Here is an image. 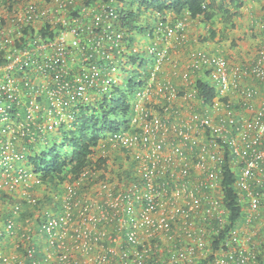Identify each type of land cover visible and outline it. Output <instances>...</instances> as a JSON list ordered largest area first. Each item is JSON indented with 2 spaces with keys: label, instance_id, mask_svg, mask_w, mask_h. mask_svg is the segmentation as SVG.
<instances>
[{
  "label": "built area",
  "instance_id": "2783aa9c",
  "mask_svg": "<svg viewBox=\"0 0 264 264\" xmlns=\"http://www.w3.org/2000/svg\"><path fill=\"white\" fill-rule=\"evenodd\" d=\"M247 4L254 9L250 52L229 59L219 49L170 52L166 43L149 73L139 74L129 128L104 142L120 150L96 155L109 157L107 168L87 167L22 221L19 200L37 202L45 185L19 144L72 122L73 106L119 84L127 68L120 60L137 48L127 45L115 28L117 11L103 0H0V264L257 263L255 245L264 240L253 225L262 217L264 227V0ZM187 25L186 18L175 22L168 39L187 41ZM43 27L56 35L44 37ZM200 80L215 89L211 101ZM228 151L246 214L227 231ZM130 161L138 173L119 177Z\"/></svg>",
  "mask_w": 264,
  "mask_h": 264
},
{
  "label": "trees",
  "instance_id": "16d2710c",
  "mask_svg": "<svg viewBox=\"0 0 264 264\" xmlns=\"http://www.w3.org/2000/svg\"><path fill=\"white\" fill-rule=\"evenodd\" d=\"M83 1L90 3L97 0ZM104 1L106 4L113 5L118 13V23L116 22L115 28L124 32L128 46L131 44L132 49L134 47L137 48L136 52L126 50L125 58L120 60V64H123L126 61L125 59H127L125 74L135 65L140 67L145 65L146 69L143 71L148 74L151 69V58L157 52H160L169 41L172 43L170 52L172 50L182 51L183 48L187 47L194 48L196 43L191 37L187 41L177 40V38L168 39L167 37L168 28L174 26L175 22L184 20L185 14H188L190 21L194 22L196 20L204 24L208 30L206 37L203 39L204 42L214 41L218 35L216 21L220 20L224 24V31L229 26L231 29L235 28L234 17L242 12L241 7L248 2V0ZM145 13L146 16H143ZM41 32L44 35H56L54 32H49L45 27L41 28ZM145 33L150 42L148 55H145L144 45L139 46L137 44L140 41L144 43V40L141 39H146L144 37ZM44 37L49 36L46 35ZM213 44L215 47L211 49L212 51L219 49L229 59H234L235 56L232 51L228 50L221 41L218 40L217 43ZM232 44L234 46L235 42L233 41ZM178 61L181 62L183 59L179 58ZM141 85L142 82L136 80L130 74L128 77L123 76L119 84L113 83L109 92L101 95L94 94L90 103H80L73 106L70 110L73 117L72 122L61 125L56 131L46 133L43 139L37 137L33 143H28L26 140L20 143L18 148L27 153L25 165L35 169L39 174L41 183L45 185L44 190L41 188L44 196L38 199L37 202L31 203L25 199L19 200L21 211L23 209L20 220L24 221V218L32 219L37 210L50 204L51 200H53L51 194H59L64 191V183L78 179L87 170V167H91L90 170L94 166L101 170L107 168L109 157L103 155L96 158V155L103 151L120 150L112 147V143L109 141L106 144L104 142L108 140L110 134L121 133L129 128V122L134 115L133 100ZM199 87L202 96L211 101L215 95V89L203 80L199 81ZM128 96L132 97L129 98ZM21 112L24 119L25 109ZM130 131L133 132V129ZM66 145L70 147L69 151L66 149ZM231 160L230 151H228L222 182L224 205L229 212L227 231L238 227L246 214L239 200L236 174ZM117 174L119 177L128 178V180L132 177L130 168ZM37 190L41 191L40 188ZM59 206H61L60 203ZM262 214H264V209ZM258 218L259 220L254 221L253 225L260 226L264 232V227L260 220L262 217ZM224 232L222 235H225ZM255 248L257 253V263L255 264H264V240L262 242L257 241ZM39 256L41 257L42 255L39 254Z\"/></svg>",
  "mask_w": 264,
  "mask_h": 264
},
{
  "label": "rangeland",
  "instance_id": "374dc122",
  "mask_svg": "<svg viewBox=\"0 0 264 264\" xmlns=\"http://www.w3.org/2000/svg\"><path fill=\"white\" fill-rule=\"evenodd\" d=\"M250 10L251 9H243L239 15L234 17V23L236 24V26H235V28H232V29L229 26L224 31V24L222 22H220V20H217L216 21V29L218 30V35H217V38L215 39L216 41L214 40V41H205L204 42L203 39H204V37H206V35L208 33V30L205 28L204 24H201L199 21L190 23L189 29L191 30V32H190L191 38L194 40V42L196 44H199L200 46H203V47L209 46V47H211V49L215 47L213 43H217V41L219 40V41H221V43H223V45H225L226 48H228V50L232 51L233 55L236 58H240L241 53L243 55L248 51L250 52L251 47L253 48L255 46L254 42H253L254 41L253 36L249 35V33L247 32V28H248L247 23H248V19L250 18V13H251ZM143 16H146V13ZM144 37L146 39H141V40H144V43H143V41H140L137 44L139 46L144 45L145 55H148V53H149L148 52V46L150 45V42L148 40L146 33H145ZM233 41L235 42L234 46L232 44ZM195 47H196V45H195ZM145 69H146L145 65H143L141 67L139 65H135L130 71L126 72L127 75L125 74V76L128 77L130 74L136 80H138L140 72H142ZM131 97L132 96H130L129 98H131ZM19 146H20V144H19ZM66 149L69 151L70 147L68 145H66ZM120 158L123 159V157H120ZM114 159L117 161L116 164L120 163V161H118L117 157H115ZM121 164H123V167H124V162ZM116 167H117V165H116ZM128 167L132 171L138 173V168H137L136 164L134 163V161H130ZM59 200H60V198H59ZM47 207L48 206H45L44 208H47ZM48 264H51V261Z\"/></svg>",
  "mask_w": 264,
  "mask_h": 264
},
{
  "label": "clouds",
  "instance_id": "9594fccd",
  "mask_svg": "<svg viewBox=\"0 0 264 264\" xmlns=\"http://www.w3.org/2000/svg\"><path fill=\"white\" fill-rule=\"evenodd\" d=\"M248 3V2H247ZM245 4L243 7H241V9L243 10V9H246V7L248 6V4ZM241 10V11H242ZM254 9H251L250 11L251 12H253L254 13V11H253ZM186 16H185V18L187 19V22H188V25H187V33H188V38L190 37V29H189V25H190V23H193L192 21H190L189 19H188V14H185ZM194 22H197L196 20L194 21ZM254 42V41H253ZM196 47H200V48H206V49H211V47H209V46H207V47H203V46H200L199 44H196ZM188 49L190 48V47H187ZM121 161H123V160H121Z\"/></svg>",
  "mask_w": 264,
  "mask_h": 264
},
{
  "label": "crops",
  "instance_id": "0c3cea01",
  "mask_svg": "<svg viewBox=\"0 0 264 264\" xmlns=\"http://www.w3.org/2000/svg\"><path fill=\"white\" fill-rule=\"evenodd\" d=\"M190 32H191V30H190ZM190 32H189V33H190ZM190 34H191V33H190ZM190 37H191V35H190ZM241 55H242V53H241Z\"/></svg>",
  "mask_w": 264,
  "mask_h": 264
}]
</instances>
